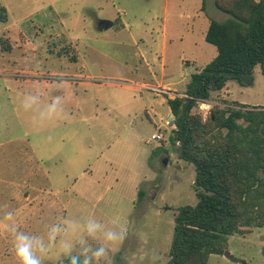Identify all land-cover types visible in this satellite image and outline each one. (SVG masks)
<instances>
[{"label":"rangeland","instance_id":"obj_1","mask_svg":"<svg viewBox=\"0 0 264 264\" xmlns=\"http://www.w3.org/2000/svg\"><path fill=\"white\" fill-rule=\"evenodd\" d=\"M41 1L0 0L20 8L11 23L26 33L25 44L20 33L12 41L0 20V40L9 41L5 48L0 42V203H8L21 230L32 233L42 232L58 215L80 224L124 223L128 235L110 252L112 264H169L175 215L198 203L196 171L178 158L169 139L173 132L167 131L163 142H148L160 129L165 132L170 109L168 95L153 89L180 94L209 62L212 54L205 55L203 46L216 48L195 28L202 27L201 0H184L189 11L183 14L177 9L182 0H170L168 12L166 0H107L106 7L113 9L114 2L121 8L116 26L108 30L92 15L82 29L77 0H51L59 26L50 32L46 19L35 15ZM206 15V25L209 18L227 17L215 0H206ZM163 34L171 42L166 55L153 62L154 40ZM61 80L65 86L55 89ZM37 90L38 105L24 111V94ZM55 96L64 100L63 113L35 124L33 116ZM212 99L264 112L261 66L244 84L230 81ZM214 104L206 110L199 106L205 118ZM0 264H17L3 228ZM207 264H264V226L229 236L228 249L211 254Z\"/></svg>","mask_w":264,"mask_h":264},{"label":"trees","instance_id":"obj_2","mask_svg":"<svg viewBox=\"0 0 264 264\" xmlns=\"http://www.w3.org/2000/svg\"><path fill=\"white\" fill-rule=\"evenodd\" d=\"M215 6L228 15L210 19L206 33L217 56L192 75L188 97L168 98L176 119L170 144L195 167L198 199L175 215L169 264H207L211 254L228 249L229 236L264 226V112L212 99L230 81L244 84L258 65L264 74V0H215ZM7 19L0 5V20ZM201 101L215 103L206 118Z\"/></svg>","mask_w":264,"mask_h":264},{"label":"clouds","instance_id":"obj_3","mask_svg":"<svg viewBox=\"0 0 264 264\" xmlns=\"http://www.w3.org/2000/svg\"><path fill=\"white\" fill-rule=\"evenodd\" d=\"M65 86L64 81L54 83L57 90ZM39 90L26 93L21 107L24 111L33 109L40 101ZM64 102L61 96H55L46 105L39 116H33L34 123L42 126L45 118L49 121L63 113ZM114 227L104 223H74L73 217L58 215L48 223L44 230L32 233L21 230L16 222L14 210L8 203H0V228L10 236L12 251L17 264H45L48 259L55 258L59 264H112L110 252L114 246L122 244L127 238L128 227L124 223L113 222ZM91 241H97L93 246Z\"/></svg>","mask_w":264,"mask_h":264},{"label":"crops","instance_id":"obj_4","mask_svg":"<svg viewBox=\"0 0 264 264\" xmlns=\"http://www.w3.org/2000/svg\"><path fill=\"white\" fill-rule=\"evenodd\" d=\"M166 1H167L166 12H168L170 10V0H166ZM183 1L184 0H182V2H181V4H183L182 6L177 5L178 6L177 9H180L182 14L184 12L187 13L189 11L188 8H186V9L184 8V2ZM77 2L79 3L78 7L80 8L79 16H80V18L83 17L82 20L84 21V23L80 25L82 29H86L87 26H89L91 24V20L86 21L88 19V15H92L95 17L94 19H96L95 21L101 30L112 29L113 27L116 26L117 21L120 19L121 8H118L114 4V2H113V9L106 7V5L108 4L107 0H77ZM3 6L6 7V9L8 11V19L6 21H3V23L5 24L3 30H6L8 32V35L12 41H13V38H15L17 33L22 34V37L24 39L22 38L23 41L21 43L25 44L26 43V39H25L26 33H24V31L20 27L17 26L18 23H11V21L13 20L14 17H18L20 15L19 14L20 8L13 6L10 3L4 4ZM55 11H56V8L53 6V2L51 0H42L40 6L37 7V12L35 15L40 16L41 19H46L45 29L48 32H50L52 30V28H54V30H55L59 26V24L55 18L57 16V13ZM39 13H42V15H40ZM98 14H100V15L104 14L106 16V18H99ZM197 14H198L199 21H200V24L202 27L199 28L196 26L195 28L197 31H201L203 37L206 38V33H207V30H208V27L210 24V19H211V18H209V21L207 22V25H206L205 18L209 17L206 15V0H201V6H199V8L197 9ZM25 15H28V13H25ZM201 18H203V21L201 20ZM227 18H228V15L226 18H223L222 21H225ZM222 21H220V22H222ZM205 41H206V39H205ZM39 42H40V40H39ZM170 42L171 41H170V39L167 38V35H165V34H163L161 36L158 35L157 39L154 40V45L152 47L153 51L151 54L153 56H155L154 59L152 60L153 62H156V58L159 56V54L166 55ZM27 43H30V42H27ZM208 44H210V43H208ZM39 46H40V44H39ZM214 47L216 48V46H214ZM71 48L73 49V47H71ZM203 51H204L205 55H211L212 54L210 56L209 62L205 65V66H207L217 56L218 51H217V48L211 49V47H209L208 45L203 46ZM73 58H74V56H73ZM184 65H189V61H185ZM202 69L198 70L197 72H200ZM162 71H165V66H162ZM162 81H163V77H162ZM143 85L146 86L147 84H143ZM187 86H188V84H187ZM168 89H170V88H168ZM178 95L188 96L187 95V89ZM168 98L173 99L170 96H168ZM169 112H171V108L169 109Z\"/></svg>","mask_w":264,"mask_h":264},{"label":"built area","instance_id":"obj_5","mask_svg":"<svg viewBox=\"0 0 264 264\" xmlns=\"http://www.w3.org/2000/svg\"><path fill=\"white\" fill-rule=\"evenodd\" d=\"M153 91H155L157 94L168 95V96L172 97L173 99L176 98V97H181V98L188 97V96L178 95L176 92L170 91L168 89L154 88ZM212 103L213 102H210V101H201L200 102V107H201V109L206 110V108H209V106H211ZM175 120L176 119H175V116H174L173 112L172 111L169 112L168 116L165 119V124L163 126L165 132H162L161 129H160V131H158L156 134L152 135L151 140L148 141V142H151L153 140L160 141V142L165 141L166 132L167 131L173 132V130L175 129Z\"/></svg>","mask_w":264,"mask_h":264},{"label":"water","instance_id":"obj_6","mask_svg":"<svg viewBox=\"0 0 264 264\" xmlns=\"http://www.w3.org/2000/svg\"><path fill=\"white\" fill-rule=\"evenodd\" d=\"M165 162H167V160Z\"/></svg>","mask_w":264,"mask_h":264}]
</instances>
